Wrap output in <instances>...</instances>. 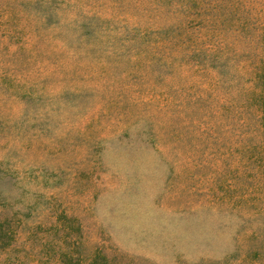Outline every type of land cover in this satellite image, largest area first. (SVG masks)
Instances as JSON below:
<instances>
[{
    "label": "rangeland",
    "instance_id": "rangeland-1",
    "mask_svg": "<svg viewBox=\"0 0 264 264\" xmlns=\"http://www.w3.org/2000/svg\"><path fill=\"white\" fill-rule=\"evenodd\" d=\"M0 264H264V0H0Z\"/></svg>",
    "mask_w": 264,
    "mask_h": 264
}]
</instances>
